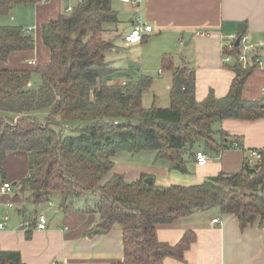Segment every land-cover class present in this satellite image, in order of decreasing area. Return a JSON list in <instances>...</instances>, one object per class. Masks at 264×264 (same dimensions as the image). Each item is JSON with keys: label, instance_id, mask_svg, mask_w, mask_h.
<instances>
[{"label": "trees", "instance_id": "1", "mask_svg": "<svg viewBox=\"0 0 264 264\" xmlns=\"http://www.w3.org/2000/svg\"><path fill=\"white\" fill-rule=\"evenodd\" d=\"M43 1L0 0V16L16 5ZM112 1L83 0L43 24L48 62L30 69H0V181H5L8 155L26 153L28 174L21 185L36 204L53 194H60L63 204L95 196L99 218L90 233L115 227L123 232L124 256L115 264H164L166 256L183 258L194 236L188 232L173 246L158 240L159 225L216 206L235 214L241 226L264 218V149L253 166L192 185L146 183L147 175L128 182L113 171L115 156L153 150L172 169L185 172L184 155L198 139L221 150L212 129L215 120L264 117V104L243 97L252 67L240 62L225 96L211 90L198 101L194 71L165 57L164 67L172 71L169 107L143 105L148 76L132 85L108 84L114 68L106 54L114 44L101 34L106 24L119 22ZM34 44L21 26L0 25V63ZM230 50L239 51L236 46ZM34 73L41 75L37 87L30 86ZM41 111H47L43 121L37 115ZM0 264H22L20 253L0 249Z\"/></svg>", "mask_w": 264, "mask_h": 264}, {"label": "crops", "instance_id": "2", "mask_svg": "<svg viewBox=\"0 0 264 264\" xmlns=\"http://www.w3.org/2000/svg\"><path fill=\"white\" fill-rule=\"evenodd\" d=\"M82 1L47 0L12 8L8 14L11 23L7 25L21 26L24 31L31 28L30 35L35 44L32 50L14 52L7 62L0 63V69L34 68L28 63L29 60L36 61V64L48 62L50 51L42 40L43 24L71 12L69 9L73 10ZM118 2L122 10L130 15L127 18L130 29L124 34L122 45H143L154 36L175 41L176 49L184 55L179 63L172 61L175 65H185L194 71L198 101L205 99L211 90L217 97L229 92L236 75V62L226 60V56L231 54V45L241 48L233 36L240 35L242 31L254 43L264 41V0H141L138 6L123 0ZM112 6L118 12L120 22V7L114 5V0ZM136 17L151 25L152 31L143 41L127 44L124 37L131 31ZM118 23L106 24L101 34L102 38L111 40L114 47L122 45L107 35L117 30ZM262 49L264 51V47ZM106 59L114 61L107 54ZM250 67L252 71L242 95L245 99L262 101L264 104V69ZM160 73H163L162 70ZM123 80L115 81L111 77L107 83ZM37 115L43 121L47 111ZM212 129L221 150L208 148L205 140L200 138V144H195L184 155L185 172L172 169L170 161L157 158L155 151L150 161L133 164L127 163L124 158H117V154L113 171L123 174L128 182L147 175L160 186L192 185L221 172H239L247 168L251 150L264 149V117L252 120L217 119L212 123ZM235 141L240 143V147L232 146ZM198 150L205 151L209 157L203 166L196 162L195 153ZM8 159L16 168L12 170L3 164L5 180L13 181L15 195L3 199L12 201V206L2 208L9 215V220L5 228H0L1 250L18 251L22 264H115L122 261L124 244L120 227L104 233H90L99 215L94 210V204L90 205L88 196L63 204L62 196L53 194L44 203H35L34 212L29 213L22 196L25 195L23 187L15 184V180H23L28 174V156L24 152H15L8 155L5 161ZM253 165L249 164V167ZM43 205L46 213L38 209L40 207L42 210ZM39 214H44L48 220L46 229L36 228ZM215 218L219 222H214ZM24 223L27 225H22ZM188 232L194 238L184 257L166 256L164 264H264V218L258 217L254 222L241 226L235 214L225 213L216 206L157 227L158 240L173 246Z\"/></svg>", "mask_w": 264, "mask_h": 264}, {"label": "rangeland", "instance_id": "3", "mask_svg": "<svg viewBox=\"0 0 264 264\" xmlns=\"http://www.w3.org/2000/svg\"><path fill=\"white\" fill-rule=\"evenodd\" d=\"M114 5H118L120 7L119 10L121 21L117 24V30L111 34H108L107 36L114 40V42L116 41L118 45H122V38L124 34L130 29V24L127 22V18L129 19L130 15L129 13H125L122 10L118 0H114ZM10 17V15L0 16V25H7L11 23ZM175 44L176 42L173 40L165 41L164 37L154 36L143 45L139 43V45H131L128 47L124 45L113 47L107 52L108 58L114 60L113 62L110 61L111 66L114 68V72L112 73L111 77L115 81H121L125 79L128 81L127 84L134 83L143 76L150 77L151 82L143 92V105L147 108L152 106L169 107L170 93L168 86L172 79V71L164 67L163 61L164 58L167 57L174 60L176 63H179L184 53L182 54L179 50H177ZM164 54L166 56H164ZM160 70H162L163 73H160ZM39 83H41V75L34 73L32 81L30 82V86H38ZM196 144L199 145L200 141L196 142ZM154 153L155 152L151 150L136 153L122 151L118 153L117 158H124V161L133 164L141 161H150V158ZM11 154H15V152ZM4 163L10 169L15 170L16 167L14 163L10 162V159ZM15 181H17L16 185L21 187L22 180L17 179ZM9 182L13 183V181ZM22 191L23 193L25 192V195H22L24 196V204L28 209V212L33 213L35 209V202L31 198L28 191H25L23 188ZM88 198L90 205L93 204L95 201V196L88 195ZM41 208L42 210H40V207L38 208L39 211L46 213L45 205L41 206Z\"/></svg>", "mask_w": 264, "mask_h": 264}, {"label": "built area", "instance_id": "4", "mask_svg": "<svg viewBox=\"0 0 264 264\" xmlns=\"http://www.w3.org/2000/svg\"><path fill=\"white\" fill-rule=\"evenodd\" d=\"M125 2L131 3L133 6H138L141 0H123ZM72 11V9H69ZM32 30L28 28L26 30L27 33H30ZM152 31V26L145 23L140 17H136L133 23V27L129 33H127L124 37L125 42L127 44L139 43L143 40V38ZM233 39L238 40L240 43L239 51L237 54H228L226 56V60L233 62H240L244 68H248L250 66H255L258 68L264 69V51H262L264 47V41H258L254 43L250 40L249 36L246 34L233 36ZM231 49L233 46L231 45ZM28 63L30 65H34L36 61L29 60ZM123 85H127V81L123 80L121 82ZM17 118L15 119V121ZM233 147H240V143L235 141L233 143ZM196 162L198 165L203 166L207 164L209 157L208 154L203 150H198L195 153ZM262 158L261 150L254 149L250 151V158L248 160L249 164H255L258 160ZM15 189L14 185L9 181H3L0 183V228H5L9 215L2 211L4 206H12V201H4V197L6 196H14ZM214 222H219V219H213ZM47 218L44 214H39L36 220V228L37 229H46L47 228ZM27 225L24 223L22 225Z\"/></svg>", "mask_w": 264, "mask_h": 264}, {"label": "water", "instance_id": "5", "mask_svg": "<svg viewBox=\"0 0 264 264\" xmlns=\"http://www.w3.org/2000/svg\"><path fill=\"white\" fill-rule=\"evenodd\" d=\"M237 44H238V42H237ZM246 167H247V168L249 167V163H246ZM252 171H254V169H252ZM145 182H146V183H152V182H153V178H152V177H147V178L145 179Z\"/></svg>", "mask_w": 264, "mask_h": 264}]
</instances>
